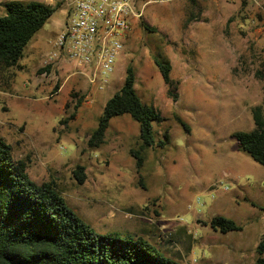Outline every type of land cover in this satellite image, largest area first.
<instances>
[{
    "label": "rangeland",
    "instance_id": "1",
    "mask_svg": "<svg viewBox=\"0 0 264 264\" xmlns=\"http://www.w3.org/2000/svg\"><path fill=\"white\" fill-rule=\"evenodd\" d=\"M70 3L58 0L20 68L0 72V134L13 157L36 183L54 182L98 233L143 236L183 264H253L264 231V165L232 135L254 128L252 106L264 108L263 0H138L141 14L102 89L72 63L42 65L58 52ZM160 56L170 62L171 85L155 64ZM127 66L139 95L165 118L152 122L155 145L139 169L130 154L139 127L129 115L110 120L99 147L87 145ZM215 215L241 230L211 229Z\"/></svg>",
    "mask_w": 264,
    "mask_h": 264
},
{
    "label": "trees",
    "instance_id": "2",
    "mask_svg": "<svg viewBox=\"0 0 264 264\" xmlns=\"http://www.w3.org/2000/svg\"><path fill=\"white\" fill-rule=\"evenodd\" d=\"M57 5L36 0L5 3V13L0 15V72L21 67L24 49ZM154 61L164 82L171 85L169 60L160 56ZM135 80L132 67L127 66L121 86L105 102L87 145L99 147L110 120L129 115L139 127L136 147L130 149L139 169L146 151L155 145L152 122L165 118L153 103L139 95ZM172 96L176 99V95ZM251 115L254 128L236 131L232 136L241 150L264 165L263 106H252ZM84 170L83 165H77L73 171L80 183L86 178ZM206 225L221 233L241 230L234 220L222 215L211 217ZM255 253L253 264H264V231ZM0 264L183 263L164 254L143 236L96 232L68 206L54 182L38 184L30 178L26 162L13 157L10 144L0 134Z\"/></svg>",
    "mask_w": 264,
    "mask_h": 264
},
{
    "label": "built area",
    "instance_id": "3",
    "mask_svg": "<svg viewBox=\"0 0 264 264\" xmlns=\"http://www.w3.org/2000/svg\"><path fill=\"white\" fill-rule=\"evenodd\" d=\"M70 2L65 27L55 40L58 52L49 54L42 65L62 69L63 63H72L77 76L102 89L115 73L133 20L141 14L138 0Z\"/></svg>",
    "mask_w": 264,
    "mask_h": 264
},
{
    "label": "crops",
    "instance_id": "4",
    "mask_svg": "<svg viewBox=\"0 0 264 264\" xmlns=\"http://www.w3.org/2000/svg\"><path fill=\"white\" fill-rule=\"evenodd\" d=\"M17 1H30V0H17ZM36 1H40V2H43V3H45V4H48V5H51V6H54L55 4H57L58 3V0H36ZM7 2H9L8 0H5V1H1L0 0V12L2 11V12H4L5 13V8H1V4L3 3L4 5H5V3H7ZM54 4V5H53ZM4 13H2V15L4 14ZM134 22H135V19L133 20V24H134ZM131 33V32H130ZM130 33H129V36H130ZM128 36V37H129ZM127 40H128V38H127ZM126 40V41H127ZM39 67V66H38ZM83 80V79H82ZM85 84H86V82H84ZM121 86V85H120Z\"/></svg>",
    "mask_w": 264,
    "mask_h": 264
}]
</instances>
